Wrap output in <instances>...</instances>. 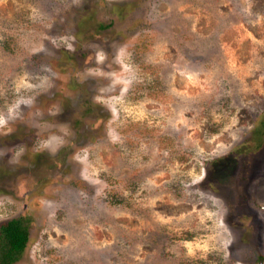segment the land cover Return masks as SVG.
I'll use <instances>...</instances> for the list:
<instances>
[{"label": "rangeland", "instance_id": "rangeland-1", "mask_svg": "<svg viewBox=\"0 0 264 264\" xmlns=\"http://www.w3.org/2000/svg\"><path fill=\"white\" fill-rule=\"evenodd\" d=\"M261 119L264 0H0L21 264H264Z\"/></svg>", "mask_w": 264, "mask_h": 264}, {"label": "trees", "instance_id": "trees-1", "mask_svg": "<svg viewBox=\"0 0 264 264\" xmlns=\"http://www.w3.org/2000/svg\"><path fill=\"white\" fill-rule=\"evenodd\" d=\"M262 123L261 119L259 124ZM30 244V227L23 215L0 222V264H21Z\"/></svg>", "mask_w": 264, "mask_h": 264}]
</instances>
